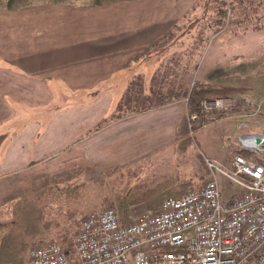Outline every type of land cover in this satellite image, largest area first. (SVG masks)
Wrapping results in <instances>:
<instances>
[{"label":"crops","instance_id":"obj_1","mask_svg":"<svg viewBox=\"0 0 264 264\" xmlns=\"http://www.w3.org/2000/svg\"><path fill=\"white\" fill-rule=\"evenodd\" d=\"M180 2L0 0L2 199L21 181H162L191 91L186 103L144 91L188 23Z\"/></svg>","mask_w":264,"mask_h":264},{"label":"rangeland","instance_id":"obj_2","mask_svg":"<svg viewBox=\"0 0 264 264\" xmlns=\"http://www.w3.org/2000/svg\"><path fill=\"white\" fill-rule=\"evenodd\" d=\"M203 1L181 0L179 17L188 23L174 40L168 37L162 43L156 76L161 82L144 92L154 99L151 103H186L194 81L242 88L228 96L204 98H237L233 108L203 114L209 122L194 133L188 123L190 135H182L185 141L181 138L175 155L165 161L171 167L162 171V181L148 174L139 181L19 182L6 200L0 196V264L22 261L30 249L51 242L73 257V241L86 214L111 208L122 224L133 223L165 198L201 188L209 180L205 160L229 168L238 152L240 127L252 131L244 136L264 132V108L256 112L240 101L242 95L254 103L264 101V0H222L228 9L226 21L231 15L234 23L220 30L215 26L220 0ZM217 182L225 202L238 196V188L226 178L218 175Z\"/></svg>","mask_w":264,"mask_h":264},{"label":"built area","instance_id":"obj_3","mask_svg":"<svg viewBox=\"0 0 264 264\" xmlns=\"http://www.w3.org/2000/svg\"><path fill=\"white\" fill-rule=\"evenodd\" d=\"M236 101L209 99L203 106L230 110ZM240 101L256 112L264 108V101L254 103L247 95ZM212 163L210 168L240 187L230 203L211 179L197 192L165 198L126 226L111 208L88 214L73 241L75 260L51 242L31 249L26 262L7 264H264V158H236L232 174Z\"/></svg>","mask_w":264,"mask_h":264},{"label":"trees","instance_id":"obj_4","mask_svg":"<svg viewBox=\"0 0 264 264\" xmlns=\"http://www.w3.org/2000/svg\"><path fill=\"white\" fill-rule=\"evenodd\" d=\"M208 1H210V0H205V1H203V3L204 2L206 3ZM225 6H226V4L222 0L218 1L217 6H216V17H217V19L215 21V26L217 27L218 30H220L221 28H224L226 26H229V24H231L233 22L230 19L231 15L229 16L228 21H226V19L228 17V9H226ZM229 9H231L230 12H232V7H229ZM241 91H243L242 88H234V87H230V86H226V85H220V86H213L212 85L211 86V85H206V84H202V83L194 84V86L191 90V93L189 95L188 101H187V114L188 115H193V114L198 115V119L192 124V133H194V131L201 128L202 126L208 124V122H209L207 120V118L205 116H203V114H201V112H200V104L202 103V101L206 100L204 98L209 97V96H216V97L228 96V95L238 93ZM216 97H214V98H216ZM217 117L220 119L223 117V115H217ZM183 128H184V132L180 135V137L182 139H184V137H182V135L185 132H187L188 135H190V130L188 128L187 118L185 119ZM184 141H185V139H184ZM245 156L252 158L254 160L251 153H246Z\"/></svg>","mask_w":264,"mask_h":264},{"label":"bare ground","instance_id":"obj_5","mask_svg":"<svg viewBox=\"0 0 264 264\" xmlns=\"http://www.w3.org/2000/svg\"><path fill=\"white\" fill-rule=\"evenodd\" d=\"M204 102H208V101H204ZM204 102H202L201 104H200V112H201V114H207V113H211V112H223V111H225V112H227V110H217V108H213V109H210V110H205L204 109V106H203V103ZM198 119V115L197 114H193V115H189L188 117H187V120H188V123L192 126V124L196 121ZM189 130H190V126H189ZM191 132H192V129H191ZM192 134V133H191ZM253 137H255V139H253ZM253 139V140H252ZM257 143H259L260 144V147L258 148L259 150H257L256 148H255V150L254 151H252L251 150V147H252V145H256ZM239 144H240V147H241V151H244V152H246V153H251L252 154V156H253V158H254V160L255 161H258V162H260L261 163V161H262V158H264V134H262V135H259V134H254V135H250V136H242V137H240L239 138ZM257 153V154H256ZM255 155H260L261 157H255ZM236 158H244V159H246V160H251L252 158H249V157H246V156H244V155H241V154H237V155H235V157L233 158V160H232V162L230 163V165H229V168L228 167H224V166H220V167H223V168H219V169H221V170H223L225 173H227V174H232V173H234L235 172V169H234V167H233V162L235 161V159ZM253 160V159H252ZM205 163H206V166H207V168H208V170L210 171V178H209V180L208 181H210L211 179H214L215 181H217V176L218 175H220V176H222V177H224V178H226L228 181H230L232 184H234L237 188H238V191H237V195L239 196L240 195V187L237 185V184H235L233 181H231L228 177H226L225 175H223V174H221V173H219L216 169H213V168H210L209 167V164H213L211 161H209V160H206L205 161ZM261 165L262 166H264V163H261ZM217 184H218V182H217ZM218 188H219V185H218ZM219 191H220V188H219ZM221 192V191H220ZM222 194V193H221ZM236 198V197H235ZM235 198H233L231 201H229L228 203H230V202H232ZM224 201V200H223ZM116 213V212H115ZM116 216H117V218H118V221H119V223H120V225H123V226H126V225H124V224H122L121 223V221H120V219H119V216L117 215V213H116ZM81 224H82V222H81ZM131 224V223H130ZM127 225H129V224H127ZM80 229H81V226H80ZM79 232H80V230H79ZM78 232V233H79ZM78 233H77V235H78ZM76 235V236H77ZM76 238V237H75ZM62 250V249H61ZM64 253V252H63ZM65 254V253H64ZM73 254H74V250H73ZM65 256L67 257V255L65 254ZM68 259H70V260H75L76 258H75V255L73 256V257H67Z\"/></svg>","mask_w":264,"mask_h":264}]
</instances>
